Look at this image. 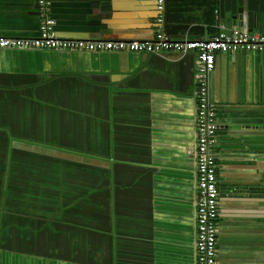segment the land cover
<instances>
[{"label": "crops", "instance_id": "crops-1", "mask_svg": "<svg viewBox=\"0 0 264 264\" xmlns=\"http://www.w3.org/2000/svg\"><path fill=\"white\" fill-rule=\"evenodd\" d=\"M166 0L165 30L264 33V0ZM215 8V9H214ZM157 0H52L62 38L151 40ZM0 0V36L40 33ZM169 25V31L167 30ZM197 56L0 48V264H196ZM216 264H264V52L217 53Z\"/></svg>", "mask_w": 264, "mask_h": 264}, {"label": "built area", "instance_id": "built-area-1", "mask_svg": "<svg viewBox=\"0 0 264 264\" xmlns=\"http://www.w3.org/2000/svg\"><path fill=\"white\" fill-rule=\"evenodd\" d=\"M42 23L33 37L0 36V48L57 51H130L150 54L175 52L196 54L197 101V186L196 264H216L220 187L214 152L218 142V112L209 96V75L216 67L217 53L264 52V33L222 30L208 38L172 36L165 30L166 0H157L159 29L151 40H90L62 38L51 17L52 0H37Z\"/></svg>", "mask_w": 264, "mask_h": 264}, {"label": "trees", "instance_id": "trees-1", "mask_svg": "<svg viewBox=\"0 0 264 264\" xmlns=\"http://www.w3.org/2000/svg\"><path fill=\"white\" fill-rule=\"evenodd\" d=\"M214 7H218V0H217V2H215V6ZM215 9V8H214ZM166 18H167V9H166ZM169 25H168V28H167V30L169 31Z\"/></svg>", "mask_w": 264, "mask_h": 264}]
</instances>
